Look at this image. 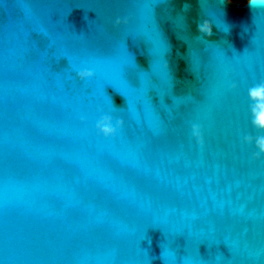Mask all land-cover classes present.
Segmentation results:
<instances>
[{
  "label": "water",
  "instance_id": "95a60500",
  "mask_svg": "<svg viewBox=\"0 0 264 264\" xmlns=\"http://www.w3.org/2000/svg\"><path fill=\"white\" fill-rule=\"evenodd\" d=\"M261 83L264 6L0 0V264H264Z\"/></svg>",
  "mask_w": 264,
  "mask_h": 264
},
{
  "label": "clouds",
  "instance_id": "9594fccd",
  "mask_svg": "<svg viewBox=\"0 0 264 264\" xmlns=\"http://www.w3.org/2000/svg\"><path fill=\"white\" fill-rule=\"evenodd\" d=\"M250 8L264 6V0H246ZM121 21L117 19L116 23H120ZM197 31L199 33L204 34L207 37L212 35V24L209 20L205 19L201 23L197 24ZM77 76L80 79H84L87 77L93 76V72L91 70H81L77 72ZM262 93H264V83L257 84L249 89L248 95L249 99L253 101L251 104V115H252V124L258 129H264V115H261L264 112V100L257 99ZM122 120H117V124L121 125ZM115 128L105 126L102 129V133L104 136H110L114 134ZM192 134L195 136L198 141L200 139V131L197 125L192 126ZM245 139H250V137H245ZM255 147L258 148L260 153H264V136H258L255 140Z\"/></svg>",
  "mask_w": 264,
  "mask_h": 264
},
{
  "label": "trees",
  "instance_id": "16d2710c",
  "mask_svg": "<svg viewBox=\"0 0 264 264\" xmlns=\"http://www.w3.org/2000/svg\"><path fill=\"white\" fill-rule=\"evenodd\" d=\"M241 1H246V0H241Z\"/></svg>",
  "mask_w": 264,
  "mask_h": 264
}]
</instances>
